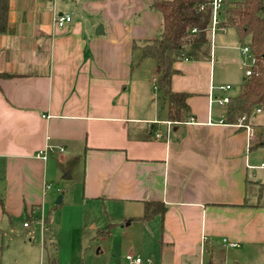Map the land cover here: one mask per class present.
I'll return each instance as SVG.
<instances>
[{"label": "crops", "instance_id": "0c3cea01", "mask_svg": "<svg viewBox=\"0 0 264 264\" xmlns=\"http://www.w3.org/2000/svg\"><path fill=\"white\" fill-rule=\"evenodd\" d=\"M151 2L9 0L0 34V74L7 75L0 77V237L22 217L29 229L44 215L43 232L49 229L46 212L60 193L54 185L75 180V166L83 205L109 215L127 212L112 211L116 204L166 207L147 222L171 249L172 264L200 252L220 258L222 239L240 250L232 264H247L255 249L264 253V196L251 174L264 149L225 122L219 101L230 96H218L228 84L216 87L213 47L209 61L173 66L170 89L187 95L191 117L171 121L161 96L160 113L150 97L156 62L141 58L143 42L161 29ZM63 15L71 21L58 28L54 19ZM246 181L256 185L250 194Z\"/></svg>", "mask_w": 264, "mask_h": 264}, {"label": "rangeland", "instance_id": "374dc122", "mask_svg": "<svg viewBox=\"0 0 264 264\" xmlns=\"http://www.w3.org/2000/svg\"><path fill=\"white\" fill-rule=\"evenodd\" d=\"M248 41L246 38L241 44L233 28L225 31L217 29L213 33L211 47L215 54V84L216 87L226 84L230 87L225 93L217 91L219 97L239 94L245 70L250 64L249 54H242ZM222 45L231 46V49L220 50ZM153 85L151 81L150 97L158 104L160 113H163L162 99L158 89H153ZM262 123L264 112L251 120L249 127L253 135L252 144L257 143L259 134L263 132L259 126ZM242 128L245 129V125ZM73 171L76 180L79 172L75 166ZM252 173L261 184L256 189L255 183L251 181L248 193L256 189L259 196L262 193L264 196V169L257 168ZM75 180L54 185L60 190L58 197L63 194L67 199L58 204L57 197L52 198L53 208L46 212L49 229L45 227L43 232L44 215H40L41 218L30 224L28 222L29 229L22 227V223L26 222L23 217L19 220L20 224L15 223L13 230L9 227L1 228L3 236L0 237V264H47L52 258L55 259V264H130L125 260L127 254L139 255L142 264H172L171 249L160 246L158 231L152 227V223L140 220L143 207L116 204L112 205V211L126 207L127 212L124 215L119 212L109 215L105 211L107 208L100 205H83L79 197L80 186ZM55 188L49 190L55 191ZM130 217L133 219L131 224L125 226L130 223ZM223 249L226 251L219 255L220 258L215 255L211 258L206 252H200L196 257L185 259L182 264H232L234 259H238L240 250ZM247 260V264H264L262 249L258 248L247 254Z\"/></svg>", "mask_w": 264, "mask_h": 264}, {"label": "trees", "instance_id": "16d2710c", "mask_svg": "<svg viewBox=\"0 0 264 264\" xmlns=\"http://www.w3.org/2000/svg\"><path fill=\"white\" fill-rule=\"evenodd\" d=\"M150 9L161 16V29L158 38L143 42L141 58L156 62L157 89L167 102L168 118L176 124L183 123L191 115L187 95L170 89L171 79L177 73L173 66L181 61L210 60L211 0H152ZM8 11L9 0H0V34L7 31ZM218 19L219 30L233 28L241 44L246 38L249 40L247 47L254 59L251 73L244 75L239 94L228 97L225 104L227 124L234 125L242 119L246 124L255 109L264 112V0H223ZM5 76L0 74V77ZM262 129L257 143L251 148L264 149V126ZM246 182L249 190L250 181ZM165 210L160 202L145 201L140 220L147 222L155 216H163ZM47 264H55V259H50Z\"/></svg>", "mask_w": 264, "mask_h": 264}, {"label": "built area", "instance_id": "2783aa9c", "mask_svg": "<svg viewBox=\"0 0 264 264\" xmlns=\"http://www.w3.org/2000/svg\"><path fill=\"white\" fill-rule=\"evenodd\" d=\"M222 1L223 0H211L212 17H211V22H210V27H209V33H210L211 38L213 36V33L218 29V23H219L218 13H219V10L221 8ZM70 21H71V16L70 15L56 16L55 19H54V24L58 28H63ZM242 54H249V62H250V64L245 70V76H249L250 73H251V66H252V64H254V59L252 58L248 47H244L242 49ZM263 65H264V62H263ZM152 82L154 83L153 89L156 90L157 89V78H153ZM221 89L223 91H228V90H230V87L229 86H225V87H222ZM228 99H229L228 97H223L222 99H220L219 103L221 105H225V104H227ZM260 113H261L260 109H255L254 112H253V116L254 115H258ZM250 119H248V123H246V124L243 123V121H242L243 119H242V120L238 121L236 126L238 128H240V129H242L246 133V136L248 137V139L251 141V138H252L253 135H252L251 129L249 127L250 126ZM170 124L171 123H169V122L167 123L168 126ZM242 125H245V129L242 128ZM159 137H160V134L157 133L156 134V138H159ZM60 151H61V149H59V152ZM45 156H46V151L39 152V157L40 158L45 159ZM259 168L260 169H264V163L261 164ZM26 226H27V224H24V227H26ZM221 244L226 249H233V248L237 247L236 244L230 243L226 239H222L221 240ZM125 260L127 262H129L130 264H140L141 263L140 257L132 256V255H129V254L125 256Z\"/></svg>", "mask_w": 264, "mask_h": 264}, {"label": "water", "instance_id": "95a60500", "mask_svg": "<svg viewBox=\"0 0 264 264\" xmlns=\"http://www.w3.org/2000/svg\"><path fill=\"white\" fill-rule=\"evenodd\" d=\"M102 33H103V31H102V26H98L97 27V29H96V31H95V34L96 35H102ZM262 58L264 59V55L262 56ZM67 178H70L69 176H67ZM65 179V178H64ZM60 197L57 199V203H59L60 202Z\"/></svg>", "mask_w": 264, "mask_h": 264}]
</instances>
